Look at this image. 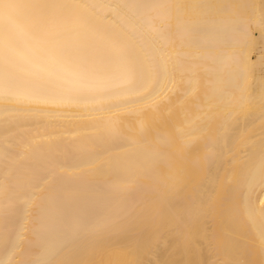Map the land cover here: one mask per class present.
Returning <instances> with one entry per match:
<instances>
[{"label": "bare ground", "instance_id": "1", "mask_svg": "<svg viewBox=\"0 0 264 264\" xmlns=\"http://www.w3.org/2000/svg\"><path fill=\"white\" fill-rule=\"evenodd\" d=\"M0 264H264V0H0Z\"/></svg>", "mask_w": 264, "mask_h": 264}]
</instances>
